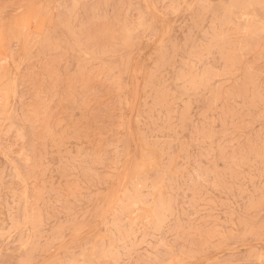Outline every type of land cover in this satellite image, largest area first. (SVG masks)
<instances>
[{
    "label": "rangeland",
    "instance_id": "obj_1",
    "mask_svg": "<svg viewBox=\"0 0 264 264\" xmlns=\"http://www.w3.org/2000/svg\"><path fill=\"white\" fill-rule=\"evenodd\" d=\"M0 54V264H264V0H0Z\"/></svg>",
    "mask_w": 264,
    "mask_h": 264
},
{
    "label": "bare ground",
    "instance_id": "obj_2",
    "mask_svg": "<svg viewBox=\"0 0 264 264\" xmlns=\"http://www.w3.org/2000/svg\"><path fill=\"white\" fill-rule=\"evenodd\" d=\"M25 2V1H24ZM148 2V1H147ZM10 4V3H9ZM26 10V9H25ZM163 28V27H162ZM164 32V31H163ZM26 33V32H25ZM1 55V54H0ZM136 75V74H135ZM13 85V84H12ZM137 86V85H136ZM133 90H134V88H133ZM131 103H132V101H131ZM136 103V102H135ZM132 107V106H131ZM131 129V128H130ZM136 147V146H135ZM130 228V227H129ZM75 237V236H74Z\"/></svg>",
    "mask_w": 264,
    "mask_h": 264
}]
</instances>
